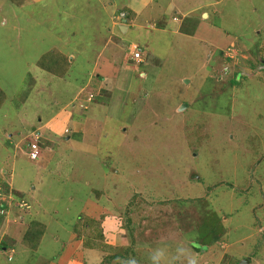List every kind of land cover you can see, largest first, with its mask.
Wrapping results in <instances>:
<instances>
[{
  "label": "rangeland",
  "instance_id": "obj_1",
  "mask_svg": "<svg viewBox=\"0 0 264 264\" xmlns=\"http://www.w3.org/2000/svg\"><path fill=\"white\" fill-rule=\"evenodd\" d=\"M203 1H218L208 10L228 47L215 48L207 29L204 39L111 31L98 0H0V184L23 191L31 215L44 207L38 255L71 225L84 241L81 210L100 198L123 228L104 264L261 260L264 70L251 73L245 58L264 39L250 23L263 19L264 5ZM239 15L250 22L239 26ZM132 46L142 63L125 60ZM50 51L67 59L61 76L37 64ZM61 243H52L55 255ZM15 251L10 261L0 251L1 264H28Z\"/></svg>",
  "mask_w": 264,
  "mask_h": 264
},
{
  "label": "crops",
  "instance_id": "obj_2",
  "mask_svg": "<svg viewBox=\"0 0 264 264\" xmlns=\"http://www.w3.org/2000/svg\"><path fill=\"white\" fill-rule=\"evenodd\" d=\"M188 1L191 0H98V2L102 3L103 12L108 16V29H111L112 31L116 26L123 34L127 33L129 29L141 27L143 29H162V31L168 29L172 30V32L174 33H186L189 35H194L195 37H198L200 39H204V37L199 33L200 29H207L213 33V29L225 28H220L219 25H214V21H211L212 12L208 10L209 7H212L213 9L214 6L217 5L218 1H212V4L207 5L209 3L208 1L198 0V2H195L196 0H193V5L191 6V8L189 10H184V5ZM235 1L239 2L243 0ZM244 1L250 4V10L252 12H257L258 9L256 5H258V8L264 5V0H257L258 4H255L256 0ZM83 2L85 4L87 0H83ZM120 11H123L126 14V23H124V20L120 21L116 17ZM222 15H225L224 11ZM262 15L263 19L256 23L250 22V20L248 21V16L246 15L237 16V20L239 22V26L244 22L252 23V30H254L253 32H255V34H261V29L264 30V9ZM182 29L194 30L185 32ZM213 34L214 35L211 36L210 41L215 45V48L220 47L221 49L226 46V43L228 41H230L228 36L223 37L218 32ZM110 44L111 39L106 43V46L108 47L110 46ZM252 44H254L255 48L253 49V51H257L254 54L247 53L248 56L245 58V62H248V64L250 65L249 70L251 71V73L257 71L260 68L264 70V59L259 57L264 55V51L262 50L263 47H261V45L264 44V39L261 42H252ZM113 45H115L114 47L117 48V43H113ZM132 48L133 46L130 47L129 50H127L126 54L128 56V60L127 57L125 58V60L132 61L133 64L142 63V59L136 60L132 57ZM111 56H113L112 53H110L108 61L111 59ZM70 59L72 58L70 57ZM203 66L204 65H202V67ZM249 70L247 72H250ZM102 75L104 81L112 79V77L104 76L105 74L103 73ZM107 84V86H109L110 88L111 84ZM81 92H83V90ZM86 101H89V97L88 99L86 98ZM9 184H11V181H9ZM32 189L34 190L35 188ZM21 193L24 192L20 189H15L14 191L15 195ZM18 196L21 197V195ZM100 201V198L92 201L91 205L93 207L91 208L83 206L81 212H84V214L88 216V218H85L87 220V223H84L80 216L79 218L82 221L78 222H82L79 225L82 224L81 227H84V230L85 228L88 229L85 231L87 233V238H85L84 241H89L90 239H92V235H94V233L92 232L93 229L91 230L89 226V221H95V232H98L99 230L101 232L99 236L100 238H96V241H100L99 245L103 247V250L95 245H93L92 247L84 245V241L81 240L78 233L76 234L74 232V230L72 229L73 225H71L66 229L68 236L65 239L60 240L59 236L56 235L57 233H53L48 247L47 245L45 247L48 249V252L46 253L47 256H44V253L38 255V252L40 251L38 246L42 244L44 238L48 234V222L43 219L44 215L40 214L45 213V211H41L44 209V207L40 204V209L37 211H32L31 215V208L29 205H27L26 207H18L16 204V206H11L6 212L0 214V251L3 254V256H1V259L6 258L7 261L12 260V258H14L13 253L16 252L15 250H18L19 252H22V254H24L23 256L24 258H26V261H28V264H104V260L106 259L105 256H107L108 254V252L104 251L105 249H107L106 246H113L114 232L119 235L123 232V228L120 225L121 218L108 212L104 203L101 202V204H99ZM261 208H263L264 211V197L262 199ZM31 221H35L36 223L42 225L43 228V232L35 248H30L29 246L25 245L22 240ZM57 241L62 242V249L60 250V253H57L55 255L53 252L57 251L51 250V245L52 243H55ZM239 259H241V257ZM249 259H251V257H249ZM249 259L248 263L254 264L251 263L252 261H250ZM258 264H264V254L261 260H258Z\"/></svg>",
  "mask_w": 264,
  "mask_h": 264
},
{
  "label": "trees",
  "instance_id": "obj_3",
  "mask_svg": "<svg viewBox=\"0 0 264 264\" xmlns=\"http://www.w3.org/2000/svg\"><path fill=\"white\" fill-rule=\"evenodd\" d=\"M58 52L57 51H50L49 53L44 54L40 61H38V65L41 66L47 72L56 74L57 76H61L67 70V59L62 58L58 60ZM230 60V59H229ZM91 225L95 223V221H89ZM95 225V224H94ZM96 230V229H95ZM43 232L42 225L36 223L35 221H31L25 235L23 236L22 240L23 243L30 248H35L39 242L40 236ZM100 230L96 232V235L93 236V241H84L86 246L92 247L93 242L96 241V238H100Z\"/></svg>",
  "mask_w": 264,
  "mask_h": 264
},
{
  "label": "built area",
  "instance_id": "obj_4",
  "mask_svg": "<svg viewBox=\"0 0 264 264\" xmlns=\"http://www.w3.org/2000/svg\"><path fill=\"white\" fill-rule=\"evenodd\" d=\"M125 16H126V14L123 12V11H120L118 14H117V18H118V20H120V21H123L124 20V23H126V20H125ZM120 23V22H119ZM131 55H132V57L134 58V59H136V60H140V58H141V52H140V50L138 49V48H136V47H133L132 49H131ZM38 137H36L35 139L36 140H38L37 139ZM29 154V157H30V159H32V160H35V159H37V149H35L34 147H33V149L28 153ZM11 199V197L9 196V194L7 195L5 192H4V189L0 186V213H3V212H5V206L7 205V204H9V200ZM19 206H27L26 205V203L25 202H21L20 204H19Z\"/></svg>",
  "mask_w": 264,
  "mask_h": 264
},
{
  "label": "clouds",
  "instance_id": "obj_5",
  "mask_svg": "<svg viewBox=\"0 0 264 264\" xmlns=\"http://www.w3.org/2000/svg\"><path fill=\"white\" fill-rule=\"evenodd\" d=\"M0 186L3 188V186L0 184ZM9 188V190H5L4 188V192L8 195L9 194V196L11 197V199L9 200V204H7L6 206H5V212L11 207V206H16V204H17V206L18 207H25V206H19V204L21 203V202H24L23 201V199L22 198H19L18 199V197H20V196H18V195H15L14 194V190H12L11 188H10V186L8 187ZM26 205H28V204H26ZM4 213V212H3ZM3 213H0V214H3ZM9 259H10V257H9Z\"/></svg>",
  "mask_w": 264,
  "mask_h": 264
},
{
  "label": "water",
  "instance_id": "obj_6",
  "mask_svg": "<svg viewBox=\"0 0 264 264\" xmlns=\"http://www.w3.org/2000/svg\"><path fill=\"white\" fill-rule=\"evenodd\" d=\"M248 263V259H243L242 261H240L238 264H247Z\"/></svg>",
  "mask_w": 264,
  "mask_h": 264
}]
</instances>
